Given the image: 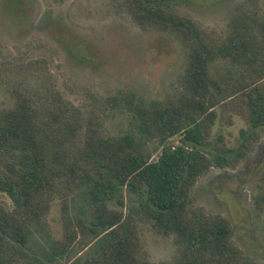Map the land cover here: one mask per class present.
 <instances>
[{"label":"trees","instance_id":"1","mask_svg":"<svg viewBox=\"0 0 264 264\" xmlns=\"http://www.w3.org/2000/svg\"><path fill=\"white\" fill-rule=\"evenodd\" d=\"M116 1L140 27L185 48L174 92L135 110L160 152L105 134L57 91L40 102L16 91L0 110V264H253L230 221L195 208L191 192L212 167L240 162L264 130V6L240 8L217 38L178 12V0ZM218 108L248 124L234 147L213 135ZM57 199L59 238L49 222ZM141 220L173 237L171 261L147 259Z\"/></svg>","mask_w":264,"mask_h":264},{"label":"rangeland","instance_id":"2","mask_svg":"<svg viewBox=\"0 0 264 264\" xmlns=\"http://www.w3.org/2000/svg\"><path fill=\"white\" fill-rule=\"evenodd\" d=\"M176 9L211 36L226 34L240 8L264 6V0H178ZM185 48L173 34L135 23L116 0H0V110L16 91L46 101L53 91L83 108L112 136L130 134L155 158L160 146L146 136L135 110L174 92L186 61ZM222 62L217 67H223ZM213 135L239 144V115L221 112ZM234 167H212L197 180L192 205L225 216L234 241L253 264H264V130ZM177 143V140H174ZM4 201L9 202L6 196ZM54 237L62 236L61 203L51 208ZM141 244L149 261L169 262L175 255L171 235L139 222Z\"/></svg>","mask_w":264,"mask_h":264}]
</instances>
